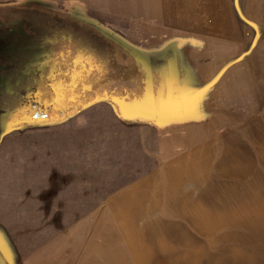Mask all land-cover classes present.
Listing matches in <instances>:
<instances>
[{
	"label": "crops",
	"instance_id": "crops-1",
	"mask_svg": "<svg viewBox=\"0 0 264 264\" xmlns=\"http://www.w3.org/2000/svg\"><path fill=\"white\" fill-rule=\"evenodd\" d=\"M26 2L62 8L164 70L162 91L157 89L150 105L131 108L135 112L125 111L115 94L95 99L55 126L3 133L8 136L0 142V198L41 199L53 208L51 213L109 214L114 211L112 198L142 197L152 182L172 184L177 143L189 151L207 140L208 85L224 96V86L231 84L220 76L225 64L234 60L235 69L250 70L257 48L264 46V0ZM95 198L103 200L97 205ZM81 204L92 208L81 210ZM74 206L78 208L58 209ZM84 231L79 227L40 250H49L52 261L57 246L64 244V264L78 261L87 256L83 247L92 244V239L76 240Z\"/></svg>",
	"mask_w": 264,
	"mask_h": 264
},
{
	"label": "rangeland",
	"instance_id": "rangeland-1",
	"mask_svg": "<svg viewBox=\"0 0 264 264\" xmlns=\"http://www.w3.org/2000/svg\"><path fill=\"white\" fill-rule=\"evenodd\" d=\"M23 3L85 25L55 6L0 0V7ZM232 61L220 74L231 83L224 86V96L215 85L207 87L206 142L189 151L177 143L172 184L152 182L142 197L112 198L116 212L109 214L51 213L41 199L0 198V264H27L44 244L70 237L79 227L85 231L76 240L92 239V244L83 247L87 256L69 264H264V46L257 48L250 70L235 69ZM3 133L0 142L8 136ZM102 200L94 199L97 205ZM58 246L52 261L49 250H40L31 264H64L68 254L64 244Z\"/></svg>",
	"mask_w": 264,
	"mask_h": 264
},
{
	"label": "flooded vegetation",
	"instance_id": "flooded-vegetation-1",
	"mask_svg": "<svg viewBox=\"0 0 264 264\" xmlns=\"http://www.w3.org/2000/svg\"><path fill=\"white\" fill-rule=\"evenodd\" d=\"M31 5L0 7V132L4 133L71 117L89 106L95 93H110L112 60L123 68L128 58L138 57L108 35L115 57L109 65L108 60L99 61L96 46L74 33L88 30L87 25Z\"/></svg>",
	"mask_w": 264,
	"mask_h": 264
},
{
	"label": "trees",
	"instance_id": "trees-1",
	"mask_svg": "<svg viewBox=\"0 0 264 264\" xmlns=\"http://www.w3.org/2000/svg\"><path fill=\"white\" fill-rule=\"evenodd\" d=\"M84 24L87 26H92L93 28H89L86 26L88 30L76 29L74 33H76V35L83 39L87 38L92 45L94 44L97 48V50L94 48V52L96 53L97 59L102 62L103 60H108L109 65V60H112L113 57H115V53L112 48L113 43H109L108 41H106V39L110 37L113 41L115 40V43L122 46L125 45L118 39L113 38L112 36L103 32L99 28H96L95 26L90 25L88 23ZM108 35L109 37H107ZM101 47L102 49L98 51V49ZM128 50L132 51L130 48H128ZM108 65H106L107 69ZM124 65L126 67L122 68V66H119V64H115L114 60H112V67H109L110 75L108 76V80H111V91L110 93L103 94V96L97 97L95 99H103L105 97L114 98L113 96L119 93V90H122L120 92V96H115V99L125 111L135 112L131 108L134 109V107L136 106L150 105L151 99L156 93L157 89H160V91H162L163 84L165 82L164 70L162 65L143 59L141 57H137L135 59L128 58L125 61ZM125 84H133V88L135 84L137 85H135L134 89H131V86L127 89L125 87ZM142 85H144L143 89H141ZM135 89H137V91ZM131 90L133 91L130 92ZM136 96L138 98H136ZM94 102L95 101H92L90 104H93ZM78 112L79 111H75L71 116L76 115ZM147 112L148 111H145L144 113Z\"/></svg>",
	"mask_w": 264,
	"mask_h": 264
},
{
	"label": "water",
	"instance_id": "water-1",
	"mask_svg": "<svg viewBox=\"0 0 264 264\" xmlns=\"http://www.w3.org/2000/svg\"><path fill=\"white\" fill-rule=\"evenodd\" d=\"M87 107V106H86ZM85 108V107H84ZM83 109V108H82ZM79 111V110H78Z\"/></svg>",
	"mask_w": 264,
	"mask_h": 264
}]
</instances>
